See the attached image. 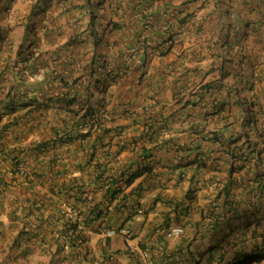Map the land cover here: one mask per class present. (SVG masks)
<instances>
[{
  "label": "crops",
  "instance_id": "obj_1",
  "mask_svg": "<svg viewBox=\"0 0 264 264\" xmlns=\"http://www.w3.org/2000/svg\"><path fill=\"white\" fill-rule=\"evenodd\" d=\"M12 1L0 0V111L13 121L1 140L0 264H140L119 234L104 236L132 207L133 241L154 264H196L218 238L210 218L226 209L228 140L254 139L251 117L264 123V0H108L102 31L84 0H52L49 34L27 20L30 0ZM10 88L26 97L10 102ZM81 101L121 125L95 141L91 160L95 133L63 134ZM257 148L263 162L247 153L249 176L264 171V142ZM116 187L127 195L118 208L107 191ZM173 226L183 231L169 236Z\"/></svg>",
  "mask_w": 264,
  "mask_h": 264
},
{
  "label": "trees",
  "instance_id": "obj_2",
  "mask_svg": "<svg viewBox=\"0 0 264 264\" xmlns=\"http://www.w3.org/2000/svg\"><path fill=\"white\" fill-rule=\"evenodd\" d=\"M10 1L11 0H7V3L9 4ZM51 1L52 0H33L29 9L30 11L27 15V20L29 22L31 21L33 15L37 12V9L39 8V4H47ZM84 1L86 3L85 5L87 6H91L93 4L92 0ZM92 20V17H90L89 23L92 22ZM166 23L168 24V22ZM47 27L48 26L46 25L43 26L44 34H49ZM25 29H28V24L26 25ZM7 31L9 30H4V32ZM90 33L95 34L94 31H90ZM2 35L3 34L0 33V37H2ZM170 35L171 34H169L168 38L164 40L161 39V43H164V41L169 40ZM30 47L31 45L29 44L27 47L19 51V55H21V58L23 60L28 59V56L32 54ZM17 79L19 80L17 82V85L19 87L23 86L25 83L24 78ZM11 88L4 94V98L9 100L10 102L20 101L24 97H26L25 94L27 93V91H23L22 89L16 88L13 92H11ZM78 93L79 91L75 90L71 97L68 96L67 101H76L79 95ZM80 94H82V97H89V95H87L88 91L80 92ZM78 105L79 106L77 108H69L68 111H71L74 120L72 124L70 123L66 125L63 134L66 135L67 138L79 137L81 138V140H86L92 137L93 133H95V138L89 144L90 151L87 156V160H91L95 155V141L98 138L101 139V143H99V146H104L105 144L102 142L103 138H105V136H107V138L108 136H112V138L113 136H116V134L121 131V125H112L108 123L106 124V121L108 120L104 118L106 116V111L103 110L102 106L99 104L95 106H87L81 101ZM2 108L9 111L11 109H14L15 107L4 105V107ZM247 111L249 112L250 110L247 109L246 112ZM3 113V111H0V152L4 151V146L1 141L2 137L5 131L10 127L11 123L13 122L11 120L2 121ZM111 120L113 121V118H109V121ZM249 123H252L255 129L254 139L250 138V136H246L242 143H238L239 139L237 137L230 138L228 140L227 144L231 145V147L229 148V155L232 161L226 171L225 178L227 181L222 187L223 194L225 196L222 204L226 205V209L224 208L222 213L217 211L210 218V220L212 221L210 233L212 234V237H214L213 235H217L218 238H216L212 243H210V246L201 255L200 258L194 260L196 264H248L253 260L259 261L260 259H264V231L257 233V226L264 220V214L261 216V210L262 208L264 209V202L262 197L264 196V171L261 170L259 166H255L254 170L257 174H255L254 176H249L251 168L249 165H247V161L249 159L247 153L251 152L256 153L257 159L254 158L256 164L258 162H263L261 157L262 151L261 148H257V143L262 144L264 142V123L262 127H257L255 117H251V121H249ZM112 130L115 131L114 134H111ZM211 137H213L214 139L218 136L213 131L211 132ZM57 140L59 142H65L62 136H58ZM110 142L111 141H108V143ZM122 148V145L117 144L116 148L112 152H110V154L115 157L119 154ZM107 154L109 155V153ZM203 160L204 158H201V162ZM148 168V166H143L136 172L128 174L125 181L126 184H128L133 179L134 175H138L141 173V171H144ZM237 172L241 178L239 182L235 175ZM241 172H243V174ZM259 175H261L260 178L258 177ZM111 181L113 182L114 179L112 178ZM107 191L109 193L110 202L115 199L118 200L116 204L117 208L118 206L125 205V197L127 195L122 192V189H120V187H116L111 190L107 189ZM248 206H251L253 209H255V211L249 209L246 210ZM132 209V212L131 208L126 209V215L123 218L122 223L116 227L119 228L122 224H128L129 228L132 230L133 220L131 216L135 212V209L133 207ZM136 209L139 212V209ZM237 214L239 215V217L235 216ZM226 225L227 227L225 228ZM239 231H241V233H239ZM240 234H245V236L249 235V239L259 240H251L248 244H246L247 240L237 242L236 240L241 236ZM107 238L108 237H105V239ZM229 251L231 252V255L229 256L230 260L227 261L225 260V256H227V253H229ZM202 260H204V263L202 262Z\"/></svg>",
  "mask_w": 264,
  "mask_h": 264
},
{
  "label": "rangeland",
  "instance_id": "obj_3",
  "mask_svg": "<svg viewBox=\"0 0 264 264\" xmlns=\"http://www.w3.org/2000/svg\"><path fill=\"white\" fill-rule=\"evenodd\" d=\"M92 1H93V4L91 6H89V9H87V10H89L88 11L89 18L92 17V19H94L95 17H100L101 18V31H102L104 25L107 22V18H108V17H106V15H104L103 6H104V4L106 2H108V0H92ZM14 2L26 3V2H28V0H13L12 3H14ZM32 2H33V0H30V3L28 2V4L31 6ZM100 3H101V14H99V12H97V8H99L98 5ZM94 4H96L95 7H93ZM49 5H50V2L47 5L39 4V8L38 9L36 8L37 12L33 15V20L35 22L34 27H35V31L37 33H42L43 29H44L43 26L47 25L50 22L49 21L50 19H48L50 14L48 12H46V9H44V8H47ZM90 10H92V11H90ZM43 12H45V13L43 14ZM92 14H94V15H92ZM89 20L87 22H89ZM7 29L9 30V33H10L11 28H7ZM261 231H264V220L257 226V233L261 232ZM239 233H241V231H239ZM245 240H247L246 244H248L251 240L256 241V240H259V239H249V235L245 236V234H244V235H241L236 241L237 242H242V241H245ZM230 255H231V252L229 251V253H227V256H225V260H227V261L230 260V258H229ZM46 262L47 261H45V264H46ZM42 263H44V261ZM248 264H264V259H260L259 261L253 260V261H251Z\"/></svg>",
  "mask_w": 264,
  "mask_h": 264
},
{
  "label": "built area",
  "instance_id": "obj_4",
  "mask_svg": "<svg viewBox=\"0 0 264 264\" xmlns=\"http://www.w3.org/2000/svg\"><path fill=\"white\" fill-rule=\"evenodd\" d=\"M164 49H165V47L160 48L161 51H163ZM35 77L38 78L39 74H36ZM120 231L124 235V239H125V242H126L128 249L132 253H135L140 258L142 264H153L149 250H147L145 248H141L140 246H138L137 244L132 242L131 237H130L131 230H130L128 224H126L124 227H122ZM181 231H182V229L180 227L175 226L170 230L168 235L178 234ZM108 233L111 234L112 231H109Z\"/></svg>",
  "mask_w": 264,
  "mask_h": 264
},
{
  "label": "clouds",
  "instance_id": "obj_5",
  "mask_svg": "<svg viewBox=\"0 0 264 264\" xmlns=\"http://www.w3.org/2000/svg\"><path fill=\"white\" fill-rule=\"evenodd\" d=\"M3 150H4V149H3ZM4 154H6V151H5V150H4L3 152H0V156H4ZM140 211H141V210L139 209V212H140ZM0 220H3L5 224L8 223L7 218L4 217V216H0ZM125 225H126V224H122L119 228H118V227H115V228H110V229L106 230L104 236H105V237H109V236H112V235H114V234H119V235L122 237V239H123V242H124V245H125V248L127 249V251H129V253L135 255V256L140 260V258H139L135 253H132V252L128 249L127 245H126V242H125V239H124V235H123L122 232L120 231L121 228L124 227ZM173 227H175V226H173ZM173 227H171V228L169 229L168 233L170 232V230H171ZM177 227H180V228L182 229V231H183V228H182L181 226H177ZM130 230H131V229H130ZM109 231H112V233L109 234V233H108ZM182 231H181V232H182ZM181 232H180V233H181ZM168 233H167V234H168ZM180 233H178V234H180ZM172 235H176V234H172ZM169 236H171V235H169ZM130 237H131L132 242L135 243V242L133 241V232H132V230H131V235H130ZM135 244H137V245L140 246L141 248H145V249L149 250L148 248L143 247V246H141V245L138 244V243H135ZM149 252H150V250H149ZM150 256H151V254H150ZM151 260H152V262H153L152 257H151ZM203 263H204V262H203ZM140 264H142L141 260H140ZM153 264H154V262H153Z\"/></svg>",
  "mask_w": 264,
  "mask_h": 264
}]
</instances>
